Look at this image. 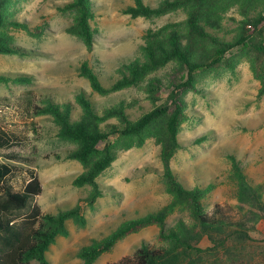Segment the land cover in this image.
I'll list each match as a JSON object with an SVG mask.
<instances>
[{
    "label": "rangeland",
    "instance_id": "1",
    "mask_svg": "<svg viewBox=\"0 0 264 264\" xmlns=\"http://www.w3.org/2000/svg\"><path fill=\"white\" fill-rule=\"evenodd\" d=\"M69 0H13L9 18L24 23L32 31L10 26L7 31L13 44L23 54H0V75L27 76L30 82L0 84V98L9 105L4 114L8 122L18 124L21 145L0 150V162L7 154L33 159L26 169H33L43 185V193L32 200L43 212L57 214L75 207L87 197L91 186L76 187L75 178L85 171L76 160L67 158L76 144L58 137V130L49 116H34L29 98L36 103L45 95L75 102V95L85 91L102 111L125 101L132 120L154 108L147 94L136 87L101 95L81 76L80 67L88 62L109 86L120 64L140 56L145 36L150 29H160L171 22L186 18L180 9L152 19L136 18L122 13L133 0H90L95 18V43L90 50L78 37L67 33L73 23L74 12H61ZM163 0H147L157 6ZM238 8L230 9L223 21L225 32L234 30ZM234 68L222 67L213 74L200 77L199 92L190 91L186 97L188 118L181 126V149L172 160V168L186 188L214 185L205 204L212 210L216 203L230 205L240 212L239 175L231 156L236 157L245 175L254 186L263 187L264 197V97L259 95L261 80L253 72L244 54L234 57ZM170 64L156 75L164 76L172 70ZM167 81V79H165ZM166 92L164 94V99ZM39 101V102H38ZM160 104V102L158 103ZM36 122L37 131L28 124ZM116 123V120H112ZM202 140L201 143H198ZM30 177L19 174L13 184L23 190ZM104 196L93 208L85 207L88 223L79 226L68 222L69 234L58 236L47 257L51 264H82V247L102 240L124 222L167 207L172 196L166 190L161 145L149 139L143 147L120 153L113 165L98 179ZM30 211L14 213L20 222ZM184 220L192 222L188 209L178 207L168 216L167 229ZM258 231L251 234L252 245L247 249L248 264H264V220ZM160 227L153 225L120 241L112 251L103 254L95 264H108L131 256L144 242L159 245ZM205 238L202 248L211 247ZM225 256V252H220ZM32 264H39L34 261Z\"/></svg>",
    "mask_w": 264,
    "mask_h": 264
},
{
    "label": "trees",
    "instance_id": "2",
    "mask_svg": "<svg viewBox=\"0 0 264 264\" xmlns=\"http://www.w3.org/2000/svg\"><path fill=\"white\" fill-rule=\"evenodd\" d=\"M133 2L122 9L123 14L133 19H152L180 9L186 10V18L157 30H148L140 56L123 61L108 87L88 62L82 64L80 74L89 81L93 91L101 95L139 88L147 94L154 108L132 120L125 101L100 111L85 91L75 95V102L50 94L43 96L40 103H36L35 98L28 99L34 116L51 117L58 137L76 144L67 158L79 161L85 171L73 184L91 186L92 190L71 209L57 214L45 213L39 206L31 205L32 200L43 193L38 173L24 166L33 159L7 154L6 161L0 162V264H32L34 261L51 264L47 253L58 236L69 234L68 222L72 220L79 226H86L85 207L93 208L104 196L99 177L121 152L143 147L149 139H156L161 145L166 190L172 196L171 203L160 211L126 221L104 239L82 247L79 252L82 264H95L120 241L153 225L160 227L159 245L144 242L133 255L108 264L249 263L246 253L253 242L251 234L258 231V223L264 220L263 187L251 184L236 157L231 156L240 178V212L222 203L208 210L205 200L214 185L186 188L177 178L172 160L182 147L179 133L188 118L185 97L190 91L199 92L200 77L222 67L234 68V57L244 54L252 64L254 75L261 80L259 95L264 97V0H163L157 6L147 0ZM12 3L13 0H0V54L5 55L23 54L13 44L7 31L10 26L32 31L24 23L9 18ZM234 7L238 8L241 18L236 19L234 30L225 32V15ZM60 11L75 13L66 31L80 38L91 50L96 31L91 25L95 12L90 0H69ZM170 64L174 65L172 70L164 76L156 75ZM11 81L30 82V79L25 75H0V84ZM5 101L0 98L2 114L9 108ZM28 126L37 131L36 122ZM17 127V123L0 117V150L21 145L19 133L13 130ZM25 172L30 179L23 190H17L13 180ZM178 207L189 210L192 222L180 220L167 229L168 216ZM18 211L30 213L18 222L14 216ZM205 238L211 247H201Z\"/></svg>",
    "mask_w": 264,
    "mask_h": 264
}]
</instances>
